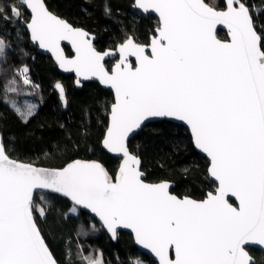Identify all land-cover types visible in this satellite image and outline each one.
I'll use <instances>...</instances> for the list:
<instances>
[{
	"label": "snow or ice",
	"instance_id": "1",
	"mask_svg": "<svg viewBox=\"0 0 264 264\" xmlns=\"http://www.w3.org/2000/svg\"><path fill=\"white\" fill-rule=\"evenodd\" d=\"M136 5L158 14L150 41L128 36L116 52H101L89 33L54 15L44 0L0 2V19H9V12L19 19L30 10L31 38L51 50L62 68L97 77L114 90L103 146L122 156L115 175L97 161L40 169L11 158L0 138V264H58L38 226L36 213H47L36 190L69 198L74 214L77 206L90 209L113 238L118 228L131 229L159 264H256L245 246H264V7L248 0ZM218 25L227 28L230 42L217 39ZM61 41L71 42L74 59L65 57ZM116 55L109 71L105 59ZM149 117L186 122L195 147L209 158L215 192L201 200L180 198L167 181L146 182L128 140ZM84 259L103 264L102 258Z\"/></svg>",
	"mask_w": 264,
	"mask_h": 264
},
{
	"label": "trees",
	"instance_id": "2",
	"mask_svg": "<svg viewBox=\"0 0 264 264\" xmlns=\"http://www.w3.org/2000/svg\"><path fill=\"white\" fill-rule=\"evenodd\" d=\"M0 2L18 4L19 0ZM45 2L75 26L94 33L99 50L114 48L128 36L148 43L158 24L153 14L145 16L132 10L135 0ZM248 2L258 9L264 7L260 0ZM23 11L19 19L11 12L6 13L9 19H0V39L5 46L0 56V132L10 156L48 167H63L77 158L97 159L115 175L121 159L102 146L113 92L95 81L77 89L75 76L62 74L55 61L31 43L24 25L30 15L27 9ZM259 22L264 23V13ZM218 35L228 38L223 30ZM114 62L106 64L112 67ZM59 83L64 85L63 95L57 89ZM26 100L35 104L30 116L13 106ZM129 147L141 158L147 181L174 182L172 191L181 197L202 199L217 188L208 174L209 160L195 149L189 130L181 124L168 120L148 123L130 140ZM34 198L46 209L45 217L37 212L36 218L59 264H87L84 257L102 258L103 264H157L137 248L130 233L120 231L114 241L88 212L79 208L75 214L70 212L73 204L67 198L54 193H36ZM249 250L256 264H264V251Z\"/></svg>",
	"mask_w": 264,
	"mask_h": 264
},
{
	"label": "water",
	"instance_id": "3",
	"mask_svg": "<svg viewBox=\"0 0 264 264\" xmlns=\"http://www.w3.org/2000/svg\"><path fill=\"white\" fill-rule=\"evenodd\" d=\"M205 2L208 3L206 0H205ZM44 3H45V5L47 6V8H48V10H49L50 12H52L54 15L58 16L60 19L65 20V21H66L67 23H69L72 27H74V28H78V29H82L83 31H86L87 33H89V37H88V38L92 40L93 46L96 48L97 51H101V52H104V51L116 52V51H117V49H118V45H119V44H118L116 47H114V48H113V47H109V48H106V49H104V50H99V49L96 47V45H95V42H96V40H97V36H96L94 33L88 31L87 29H85V28H83V27L75 26L74 24H72V23H71L69 20H67L66 18H63V17H61L60 15H58L57 13H55L54 11L50 10L49 7H48V5L46 4L45 0H44ZM209 4H210V3H209ZM210 5H211V4H210ZM132 10H134V11H136V12H139V13L145 15V16H146V15H149V14H153V15L156 16L157 19H158V14H156V13H154V12H151V11H150V12H144L142 9L138 8L137 5H136V0H135L134 5L132 6ZM27 11H28V13H29V15H30V19H31L30 10H27ZM30 19H29V21H25V22H24V25H25V27H26V29H27L29 35H30L31 43H32L35 47H37L39 53L44 54V55H47V56H50V57L55 61L56 65H57L58 68H59V71H60L62 74H64V75H74V76H75V87H76L77 89H82L85 83L95 81V82L99 83V85H100L101 87H103V88H105V89H110V90L113 92V95H114V102H115V92H114V90H113L110 86L105 85V84H102V83L100 82V80H99L97 77H92V78H89V79H85V78H83V77H78L77 74H76V72H75L74 70L69 71V70H66L65 68H62V67L60 66L59 61L56 59L55 55L52 53L51 50H49V49H47V48H41V47L39 46V43L36 42V41H34V40L31 38V31H30V29L27 27V23L30 22ZM219 30H223V31H225V32L227 33L228 38H227V39H223V38H221V37L218 35ZM152 36H153V35H152ZM152 36H151V37H152ZM216 36H217V39L221 40L222 42H230V35L228 34V30H227V28H226L225 26H223V25H218V26H217ZM137 42H138V41H137ZM138 43H140V42H138ZM142 44H146V43H142ZM60 46H61V48L63 49L64 55H65L66 58H68V59H74V58H75V55H76V53H75V49L72 47L70 41H61V45H60ZM66 47L70 49V53H68ZM131 59H132V61H133V63H134V62H135V58H131ZM108 60H115V62H114V64H113V66H114V65L118 62V60H119V56L116 55L114 58H107V57H106V59H105V67H106L109 71H111V69H112L113 66H112V67H108V66H107L106 62H107ZM59 85H61V86L63 87V89H64V85H63L62 83H59ZM57 89H58V91L60 92V89H59V88H57ZM60 93H61V92H60ZM160 120H168V121L173 122V123H176V124H181V125L185 126V127L189 130V132H190V134H191L190 127H189V126L186 124V122H184V121H180V120H178V119H176V118H174V117H149L147 120L144 121V123L142 124V127H141L140 129H136V130H134L132 133L129 134L128 145H129L130 140H131L133 137H135V136H136V135H137V134H138V133H139V132H140V131H141V130H142V129L148 124V123L156 122V121H160ZM109 123H110V115H109ZM109 123H108V126H109ZM104 137H105V136H104ZM191 137H192V135H191ZM0 138H2V134H1V132H0ZM103 139H104V138H103ZM192 140H193V139H192ZM193 143H194V141H193ZM102 146H103V141H102ZM194 146H195V144H194ZM103 149H104L105 151H107L108 153H110V154H112V155H114V156L120 158V159H121V162H122V156H121V155L116 154V153H111V152H109L104 146H103ZM129 149H130V147H129ZM195 149H196L199 153H201V154H203L204 156L207 157L206 153H203L200 149H198V148H196V147H195ZM130 151H131V149H130ZM131 152H132V151H131ZM132 153H133V152H132ZM133 154H134V153H133ZM138 157H139V156H138ZM11 158L17 160V161L20 162V163L30 164V165H32L33 167L40 168V169H48V170H51V169H58V168H61V167H48V166L38 165V164H36V163H34V162H30V161H25V160L17 159V158L12 157V156H11ZM139 158H140V157H139ZM140 159H141V158H140ZM207 159L209 160L208 157H207ZM75 160L97 161V162H100V161L97 160V159H81V158H77V159H75ZM71 162H72V161H71ZM71 162H69V163H71ZM100 163H101V162H100ZM101 164H102V163H101ZM120 164H121V163H120ZM65 166H66V165H65ZM63 167H64V166H63ZM141 171L144 172V170L142 169V160H141ZM144 174H145V177H146V173H145V172H144ZM208 174H209V173H208ZM209 177H210V179H211L212 181L215 182L214 178H212L210 175H209ZM164 181L169 182V184H170V191H171V193H172L173 195H176V196H178V197H180V198L185 197V196L181 197V196L177 195L176 193H174V192L172 191L173 187L175 186V183H174V182H171V181H168V180H164ZM146 182H149V183H158V182H151V181H147V180H146ZM159 182H161V181H159ZM215 183H216V185L218 186V182H215ZM209 192H211V191H209ZM209 192H208V193H209ZM212 192H215V191H212ZM36 193H50V192H48L47 190H45L44 192H41L40 190H36V192L34 193V196H35ZM58 195H59V194H58ZM187 197L192 198V199H196V198H193V197H190V196H187ZM205 197H206V196H205ZM205 197H204V198H205ZM65 198H66V197H65ZM204 198H202V199H204ZM67 199L73 204V202H72L69 198H67ZM196 200H201V199H196ZM229 201H230L231 203H234V204L238 203V202L235 201V198H234V197H229ZM77 208H79V209H81V210H83V211L88 212L93 218H95V219L101 224V226L103 227V229L108 233V235H109L114 241L117 240V238H118V233H119L120 231H124V232H128V233H130V234L132 235L133 239H134V242H135V245L137 246V248H138L142 253H144V254L149 255L150 257H152V258L156 261V263L159 264V258H158V257H157V256H156V255L150 250V249L145 248L143 245L139 244V243L136 241L135 234L131 231V229L118 228V229H117V235H116L115 238H113L112 234L107 230L106 226H103L102 221L100 220V218H99L98 216H96L94 213H92L90 209H85V208H83V206H77ZM45 241H46V240H45ZM46 243H47V242H46ZM251 247H252V248H256V249H259V250L264 251V246H259V245H254V244L246 245V246H245V249H246V251L249 252V254H250L252 257H253V255L251 254V252H250V250H249V248H251ZM49 249H50V248H49ZM50 251H51V250H50ZM51 252H52V251H51ZM53 255H54V254H53ZM172 255L174 256V252L172 253ZM54 258L56 259L55 256H54ZM253 258H254V257H253ZM56 260H57V259H56ZM254 260H255V258H254ZM58 264H59V263H58Z\"/></svg>",
	"mask_w": 264,
	"mask_h": 264
},
{
	"label": "rangeland",
	"instance_id": "4",
	"mask_svg": "<svg viewBox=\"0 0 264 264\" xmlns=\"http://www.w3.org/2000/svg\"><path fill=\"white\" fill-rule=\"evenodd\" d=\"M220 36V35H219ZM1 40V39H0ZM4 49H5V46L3 45L2 47H0V56L2 55V53L4 52ZM25 103L23 104V105H17V104H13V106H19L20 107V109H22L23 111H25L26 113L29 111V109L31 110V111H33L34 110V108H35V104L34 103H32V102H30V101H28V100H26V101H24Z\"/></svg>",
	"mask_w": 264,
	"mask_h": 264
}]
</instances>
